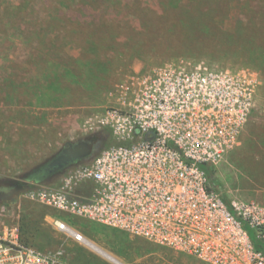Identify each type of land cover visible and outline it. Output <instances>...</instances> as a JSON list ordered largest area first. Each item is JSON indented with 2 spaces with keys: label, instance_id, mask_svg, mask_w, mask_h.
Wrapping results in <instances>:
<instances>
[{
  "label": "rangeland",
  "instance_id": "374dc122",
  "mask_svg": "<svg viewBox=\"0 0 264 264\" xmlns=\"http://www.w3.org/2000/svg\"><path fill=\"white\" fill-rule=\"evenodd\" d=\"M60 1L68 0H0L1 14L12 11V22L0 24V182H19V188L57 185L60 178L31 182L24 176L67 142L96 137L99 148L106 140L101 134L105 114L122 107L123 90L155 67L185 60L258 75L255 108L238 147L211 167L232 205L264 206L263 3H249L253 12L244 8L246 0H99L95 14L83 15L59 14ZM179 1L175 12L169 5ZM185 6L190 11L182 13ZM22 194L0 201L2 219L18 220L32 246L61 253V263L205 264L26 201ZM54 220L116 261L59 230Z\"/></svg>",
  "mask_w": 264,
  "mask_h": 264
},
{
  "label": "built area",
  "instance_id": "2783aa9c",
  "mask_svg": "<svg viewBox=\"0 0 264 264\" xmlns=\"http://www.w3.org/2000/svg\"><path fill=\"white\" fill-rule=\"evenodd\" d=\"M260 80L251 70H215L185 60L139 76L122 107L104 122L116 145L69 170L57 185H39L26 201L173 249L205 264H264L244 228L264 242V206L233 205L210 190L200 164L221 162L238 147ZM0 264H64L61 253L22 241L18 220L2 219ZM59 230L85 238L64 222Z\"/></svg>",
  "mask_w": 264,
  "mask_h": 264
},
{
  "label": "trees",
  "instance_id": "16d2710c",
  "mask_svg": "<svg viewBox=\"0 0 264 264\" xmlns=\"http://www.w3.org/2000/svg\"><path fill=\"white\" fill-rule=\"evenodd\" d=\"M206 1H210V0H206ZM253 1L254 0H246V2L244 3V8L249 9V5H250L249 3H253ZM260 2L263 3L262 6L264 7V0H260ZM178 3H180V1L177 3H170L169 6H170V8H172L176 12V11H178V9L180 10V4H178ZM190 3H192V2H190ZM201 3L203 4V2H201ZM58 5H59V14L62 13V11H63V13H65V14L68 12H78V13H83V15H87L88 13L95 14V12H97V10L99 9V6L101 4H99V0H68V1H60L58 3ZM189 11H190V9L185 6L182 13H187ZM249 11H253V10L249 9ZM253 12H255V11H253ZM1 13H2V11L0 12V22H1L0 24L3 27H5L9 23L12 22V20H10L12 11H10L9 9H6V12L4 14H1ZM65 17H67V16H65ZM7 22H9V23H7ZM53 24L56 25L55 22H53ZM242 29L243 28L240 26L238 31H243ZM101 134L105 135L106 140L103 141L102 145L98 148V154L101 153L103 150L108 149L112 145H116V141L114 140L112 132L110 129L104 128L102 130ZM81 164H83V162H81ZM200 168L202 169V171H204V173L207 177L210 190H213V191L217 192L218 194H220L221 199L224 202V204L227 206L228 210L232 214L237 215V212H236L234 206L232 205V203L228 200L227 196L222 193V186H221L220 180L217 177L213 168L207 164H200ZM56 178H61V175L56 177ZM46 181H48V180H46ZM31 188H33L32 185L23 186L22 188L18 189V191L16 192L15 195L21 194L22 192H26ZM10 198H12V196H10ZM243 225H244V228L246 229V231L248 232L250 240L253 243L255 249L257 251L263 253V255H264V242L256 237L255 231L252 230L245 222H243ZM23 228L24 227L22 226L21 227V229H22L21 230L22 241L25 244L32 246L31 240L24 236Z\"/></svg>",
  "mask_w": 264,
  "mask_h": 264
},
{
  "label": "flooded vegetation",
  "instance_id": "af4514ba",
  "mask_svg": "<svg viewBox=\"0 0 264 264\" xmlns=\"http://www.w3.org/2000/svg\"><path fill=\"white\" fill-rule=\"evenodd\" d=\"M93 140L95 141V143H94V153H95V151L98 149L97 144L99 142L98 141L99 139L95 137V138H93ZM82 141H85V140H81V141H78V142H71V143L72 144H76V143H79V142H82ZM63 149H64V147L62 148V150ZM61 151H59L58 153H60ZM94 153L92 154V156L90 158L94 157L93 156ZM55 156H53V158ZM51 160H49L48 162H45V163L37 166L29 174L24 176L25 181H31V182H44L46 180L50 181V180H53V179H55L56 177H58L60 175L62 176V174L66 170H69V169L72 170L73 168L81 166L82 165L81 162H83V163L85 162V160L76 161L74 163H71L70 165H68L67 167H65L63 169H58V170H55V171L51 172V171H47V167H48V165H49ZM86 161H88V160H86ZM19 186H20L19 182L9 181L6 184H3V183L0 182V201L4 200L5 198H8L10 196L13 197L16 194V192L18 191V189H20ZM21 186L23 187V185H21ZM24 193L25 192H23V194Z\"/></svg>",
  "mask_w": 264,
  "mask_h": 264
},
{
  "label": "water",
  "instance_id": "95a60500",
  "mask_svg": "<svg viewBox=\"0 0 264 264\" xmlns=\"http://www.w3.org/2000/svg\"><path fill=\"white\" fill-rule=\"evenodd\" d=\"M94 143V140L82 141L76 144L65 143L64 149L50 161L47 171L53 172L76 161L89 160L94 153Z\"/></svg>",
  "mask_w": 264,
  "mask_h": 264
},
{
  "label": "bare ground",
  "instance_id": "6f19581e",
  "mask_svg": "<svg viewBox=\"0 0 264 264\" xmlns=\"http://www.w3.org/2000/svg\"><path fill=\"white\" fill-rule=\"evenodd\" d=\"M71 233V232H70ZM82 243L86 244L87 246H89L91 249H93L94 251L103 254L105 257L109 258L111 261H116L114 258H111L108 254H106L103 250H101L100 248L96 247L92 242H89L88 240H81ZM119 262V261H118ZM118 264V263H117Z\"/></svg>",
  "mask_w": 264,
  "mask_h": 264
}]
</instances>
